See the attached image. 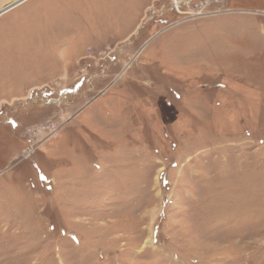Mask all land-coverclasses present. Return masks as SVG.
Returning <instances> with one entry per match:
<instances>
[{"label": "rangeland", "instance_id": "374dc122", "mask_svg": "<svg viewBox=\"0 0 264 264\" xmlns=\"http://www.w3.org/2000/svg\"><path fill=\"white\" fill-rule=\"evenodd\" d=\"M177 1L0 16V264H264V0Z\"/></svg>", "mask_w": 264, "mask_h": 264}, {"label": "built area", "instance_id": "2783aa9c", "mask_svg": "<svg viewBox=\"0 0 264 264\" xmlns=\"http://www.w3.org/2000/svg\"><path fill=\"white\" fill-rule=\"evenodd\" d=\"M173 8H175V9L179 8L178 1L176 2V0H174ZM57 129H58V127L56 125V122L55 123H47L46 125H42V126L38 127L35 132L37 134H43V133L52 134L55 131H57ZM27 144L28 145L26 146L24 153L28 157L29 155H31L34 152V147H33L32 143H31L30 139H28Z\"/></svg>", "mask_w": 264, "mask_h": 264}, {"label": "bare ground", "instance_id": "6f19581e", "mask_svg": "<svg viewBox=\"0 0 264 264\" xmlns=\"http://www.w3.org/2000/svg\"><path fill=\"white\" fill-rule=\"evenodd\" d=\"M27 0H0V13L4 12H8L14 8H16L17 6L23 4V2H25ZM177 2V0H176ZM2 13V15L4 14Z\"/></svg>", "mask_w": 264, "mask_h": 264}, {"label": "water", "instance_id": "95a60500", "mask_svg": "<svg viewBox=\"0 0 264 264\" xmlns=\"http://www.w3.org/2000/svg\"><path fill=\"white\" fill-rule=\"evenodd\" d=\"M2 13H4V12H2ZM2 13H0V15H1Z\"/></svg>", "mask_w": 264, "mask_h": 264}, {"label": "crops", "instance_id": "0c3cea01", "mask_svg": "<svg viewBox=\"0 0 264 264\" xmlns=\"http://www.w3.org/2000/svg\"><path fill=\"white\" fill-rule=\"evenodd\" d=\"M1 15H2V14H1ZM1 15H0V16H1Z\"/></svg>", "mask_w": 264, "mask_h": 264}]
</instances>
